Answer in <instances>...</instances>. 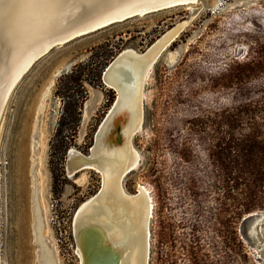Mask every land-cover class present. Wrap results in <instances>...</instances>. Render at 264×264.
<instances>
[{
    "label": "rangeland",
    "instance_id": "374dc122",
    "mask_svg": "<svg viewBox=\"0 0 264 264\" xmlns=\"http://www.w3.org/2000/svg\"><path fill=\"white\" fill-rule=\"evenodd\" d=\"M182 21L146 77L143 121L131 138L139 163L122 187L150 191L148 264H264V225L257 246L242 236L243 218L264 213V0H197L38 59L0 113V264H80L74 219L102 175L70 172L68 152L92 153L118 97L102 79L113 57L145 52ZM69 100L81 103L75 122L62 115ZM128 113L116 114L110 147L123 144L118 126Z\"/></svg>",
    "mask_w": 264,
    "mask_h": 264
},
{
    "label": "bare ground",
    "instance_id": "6f19581e",
    "mask_svg": "<svg viewBox=\"0 0 264 264\" xmlns=\"http://www.w3.org/2000/svg\"><path fill=\"white\" fill-rule=\"evenodd\" d=\"M4 1L10 5L4 4L0 9L3 14L0 34L5 37L6 50L12 53L4 61L0 60V112L2 100H6L13 85L8 91L7 86L28 59L38 36L55 25L53 19L56 17L47 0ZM179 30L178 27L169 33L171 39ZM164 46L165 42H161L150 48L148 54L127 56L114 74L105 78L107 85L118 93L119 107L114 112L117 114L125 108L129 111L126 125L118 126L123 144L110 147L106 142L110 131L117 129L116 114L111 111L92 153L85 156L74 149L70 153V172L95 167L102 175L99 193L78 208L74 219L80 264L149 263L152 197L144 186L139 187L137 193L128 194L122 187V179L139 163V154L132 146L131 138L143 121L144 78ZM256 243L257 239L255 246Z\"/></svg>",
    "mask_w": 264,
    "mask_h": 264
},
{
    "label": "water",
    "instance_id": "95a60500",
    "mask_svg": "<svg viewBox=\"0 0 264 264\" xmlns=\"http://www.w3.org/2000/svg\"><path fill=\"white\" fill-rule=\"evenodd\" d=\"M196 1L197 0H47L51 9L54 10V12L56 13L55 14L56 17L53 19L55 25L49 28L40 36H38L36 44L32 52L30 53L28 59L21 66L17 74L13 76L12 80L11 81L9 80L10 83L6 89L8 91V89L13 85L10 90L11 92L12 89L15 87V85L18 83V81L32 67V65L38 59L43 57L50 50H52L57 46L66 44L78 37L98 31L100 29H103L118 22L125 21L132 17L146 15L149 13L157 12L175 6L187 5L194 3ZM4 4L10 5V2L0 0V9L4 6ZM1 16H3V14H0V21L3 20ZM50 18L52 19V17ZM185 24L186 21H182L178 23L175 27L167 31L161 38H159L156 42H154L145 52H143V54L146 53L148 54L150 48H152L153 46L156 47V45L160 44L161 42H165V46L163 47V49H161L159 53L160 55L161 52L167 47V45L170 42H172L178 35L176 34V36L171 39L169 33L178 27L182 30ZM5 43H6L5 37H3V34L2 35L0 34V60L3 61L6 57H9L10 53H12V51L6 50ZM137 54H139L137 53V51L130 48L124 49L120 53H118L115 57H113V59L108 63V65L103 70L102 72L103 81L106 84H108L105 78L109 75H113L114 72L122 64V62L127 58V56L137 55ZM159 55L157 56V58L159 57ZM156 59L151 64L150 66L151 68H149V70L152 69ZM144 84H146L145 78H144L143 86ZM6 100L5 98L2 100L4 102L2 109L6 103ZM117 107H119L118 97L113 103V105L110 107V109L108 110L102 123L99 125L97 129L93 143V148L97 144V137L99 136V132L105 129V124L107 123L111 115V111L112 114H116L114 111L116 110ZM71 152H73L72 149H70L68 152L69 156ZM132 169L133 168L129 169L128 172H130ZM99 191L97 193H99ZM92 197H90L89 199H91ZM243 223L247 225V227L242 231V236L244 237V239L250 242L251 245L255 246L254 245L255 239H257V243L258 240L260 239L259 226L262 225L263 227L264 225V213L262 214L250 213L243 218ZM257 243L256 246L258 245Z\"/></svg>",
    "mask_w": 264,
    "mask_h": 264
},
{
    "label": "trees",
    "instance_id": "16d2710c",
    "mask_svg": "<svg viewBox=\"0 0 264 264\" xmlns=\"http://www.w3.org/2000/svg\"><path fill=\"white\" fill-rule=\"evenodd\" d=\"M111 26V25H110ZM109 62V60H108ZM107 61L105 62L104 66H106V64L108 63ZM73 81H76L78 80V78L76 77H73L72 79ZM57 94H62L61 93V90H60V87L58 86V90L56 91ZM70 97V96H69ZM81 108V103H79L78 101H65L64 102V112H63V116L66 118L68 117L69 121L70 122H75L77 121V113H78V110ZM59 132V130L57 131V133ZM150 193V191H149ZM153 202V200H152ZM153 207H154V204H153ZM260 264V263H258Z\"/></svg>",
    "mask_w": 264,
    "mask_h": 264
},
{
    "label": "built area",
    "instance_id": "2783aa9c",
    "mask_svg": "<svg viewBox=\"0 0 264 264\" xmlns=\"http://www.w3.org/2000/svg\"><path fill=\"white\" fill-rule=\"evenodd\" d=\"M257 254V253H256ZM257 258L260 260V256L258 255ZM260 264H263V263H260Z\"/></svg>",
    "mask_w": 264,
    "mask_h": 264
}]
</instances>
